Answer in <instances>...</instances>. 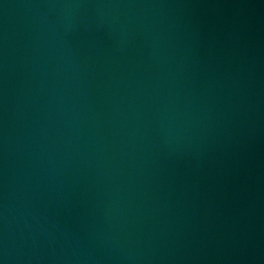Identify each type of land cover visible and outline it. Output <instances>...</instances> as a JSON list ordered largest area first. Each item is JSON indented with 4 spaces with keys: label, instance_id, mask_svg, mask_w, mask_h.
<instances>
[{
    "label": "water",
    "instance_id": "1",
    "mask_svg": "<svg viewBox=\"0 0 264 264\" xmlns=\"http://www.w3.org/2000/svg\"><path fill=\"white\" fill-rule=\"evenodd\" d=\"M0 264H264V0H0Z\"/></svg>",
    "mask_w": 264,
    "mask_h": 264
}]
</instances>
